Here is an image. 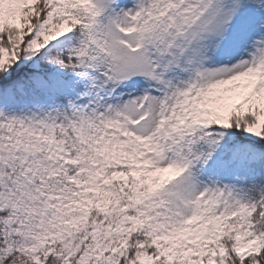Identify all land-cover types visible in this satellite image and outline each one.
<instances>
[{
	"label": "snow or ice",
	"instance_id": "snow-or-ice-1",
	"mask_svg": "<svg viewBox=\"0 0 264 264\" xmlns=\"http://www.w3.org/2000/svg\"><path fill=\"white\" fill-rule=\"evenodd\" d=\"M0 264H264V0H0Z\"/></svg>",
	"mask_w": 264,
	"mask_h": 264
}]
</instances>
